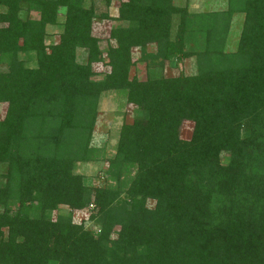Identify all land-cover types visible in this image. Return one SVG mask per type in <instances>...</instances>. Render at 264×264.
<instances>
[{
    "label": "trees",
    "instance_id": "trees-1",
    "mask_svg": "<svg viewBox=\"0 0 264 264\" xmlns=\"http://www.w3.org/2000/svg\"><path fill=\"white\" fill-rule=\"evenodd\" d=\"M114 7L119 26L100 51L92 0H0V264H264V0L193 13L172 0ZM48 26L61 27L52 44ZM30 54L28 67L19 56ZM184 59L193 75L130 76L136 63ZM112 92L138 115L103 160L105 184L91 187L76 166L98 158L90 140ZM59 208L69 213L51 217Z\"/></svg>",
    "mask_w": 264,
    "mask_h": 264
},
{
    "label": "rangeland",
    "instance_id": "rangeland-1",
    "mask_svg": "<svg viewBox=\"0 0 264 264\" xmlns=\"http://www.w3.org/2000/svg\"><path fill=\"white\" fill-rule=\"evenodd\" d=\"M94 4L95 19L92 20L91 34L92 36L98 38L101 42L99 44L100 51L105 49V41L108 32L111 28L119 26L112 20L116 16L115 4L121 0H111L110 6L107 7L103 4L102 0H92ZM175 6L183 7L186 6L187 10L191 13L193 12H212L223 9L225 6V0H172ZM25 7V6H23ZM101 15H107L110 17L108 20L101 19ZM22 19L30 18L36 19V14L32 12L22 11L20 13ZM242 15H234L231 20L229 27V32L226 40L225 50L231 52L235 49L238 35L241 29ZM63 21V11H60L58 16V22ZM46 42L49 44L54 43L57 40V36L61 31V27L53 26L46 27ZM112 45L113 42L111 43ZM78 60L80 62L84 61V52L82 50L77 51ZM20 59L25 60L28 67L34 65L33 55H20ZM138 55H133V60H137ZM98 71H102L103 67L95 66ZM182 75H193L195 73V64L193 59H184L181 61H171L167 63L163 69H144L143 64H135L130 69V76H137V79L143 80L147 77L157 78L161 76L172 77L178 74ZM101 78V77H98ZM97 79V78H96ZM5 105L0 104V119L4 115ZM138 112L131 105H127L121 94L116 93H106L101 95L98 104V111L95 120V125L93 133L90 140V146L98 148L99 155L94 162L87 164H78L76 166V173L81 174L84 180V184L91 187H100L105 184V179H103V172L105 166L103 165L104 158H108L114 153V145L117 138V132L119 127L123 123H130L132 119L137 117ZM192 123L189 121H184L181 126L179 133L180 139L188 140L191 136ZM224 158V156H222ZM5 172V167L0 165V175ZM103 179V180H102ZM2 182L0 178V183ZM69 212L65 208H59L56 212L51 214V217L56 216V214L67 215ZM90 215V211L86 210L81 216L73 217L71 213V219L74 223L80 221L86 222ZM90 230L95 227L93 224L88 226Z\"/></svg>",
    "mask_w": 264,
    "mask_h": 264
},
{
    "label": "built area",
    "instance_id": "built-area-1",
    "mask_svg": "<svg viewBox=\"0 0 264 264\" xmlns=\"http://www.w3.org/2000/svg\"><path fill=\"white\" fill-rule=\"evenodd\" d=\"M91 208V205L88 207V209H90ZM87 209H84V210H82V211H77V212H73L72 213V215H73V217H75V216H81L82 215V213L84 212V211H86ZM73 222V221H72ZM74 223V222H73ZM79 223V222H78ZM78 223H76V224H78Z\"/></svg>",
    "mask_w": 264,
    "mask_h": 264
}]
</instances>
